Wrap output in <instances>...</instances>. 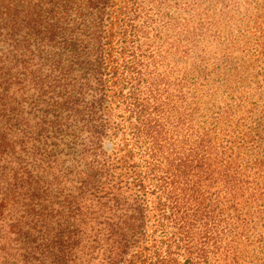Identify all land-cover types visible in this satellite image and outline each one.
I'll return each mask as SVG.
<instances>
[{"label":"trees","instance_id":"16d2710c","mask_svg":"<svg viewBox=\"0 0 264 264\" xmlns=\"http://www.w3.org/2000/svg\"><path fill=\"white\" fill-rule=\"evenodd\" d=\"M196 1L0 0V264H264V16Z\"/></svg>","mask_w":264,"mask_h":264},{"label":"rangeland","instance_id":"374dc122","mask_svg":"<svg viewBox=\"0 0 264 264\" xmlns=\"http://www.w3.org/2000/svg\"><path fill=\"white\" fill-rule=\"evenodd\" d=\"M254 8L255 5L249 0H218L217 4H214L212 0H197L189 18V24L191 27L194 26L195 33L199 34L195 35L196 48L206 45V49L213 53L210 63L214 62L216 53L231 54L241 45L239 41L249 36L247 29L251 27V20L258 18V15L263 19L262 11L254 10ZM221 12V15H217ZM210 63L195 62L194 75L197 70L213 66Z\"/></svg>","mask_w":264,"mask_h":264}]
</instances>
